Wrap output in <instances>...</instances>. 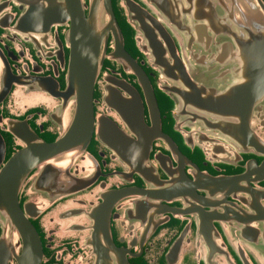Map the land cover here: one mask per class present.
<instances>
[{"label": "flooded vegetation", "instance_id": "af4514ba", "mask_svg": "<svg viewBox=\"0 0 264 264\" xmlns=\"http://www.w3.org/2000/svg\"><path fill=\"white\" fill-rule=\"evenodd\" d=\"M114 1L123 48L155 99L109 36L96 47L91 104L81 106L69 86L89 46L84 26L26 19L20 0H0V264H264V199L247 190L256 180L245 163L257 158L218 143L232 138L205 119L207 99L155 89L114 6L130 3ZM132 1L153 16L164 0ZM207 1L246 20L245 0L165 3L195 7L197 18L211 17Z\"/></svg>", "mask_w": 264, "mask_h": 264}, {"label": "water", "instance_id": "95a60500", "mask_svg": "<svg viewBox=\"0 0 264 264\" xmlns=\"http://www.w3.org/2000/svg\"><path fill=\"white\" fill-rule=\"evenodd\" d=\"M10 1L19 0H3L2 4ZM20 1L19 15L23 18L61 16L70 19L73 25L84 26L81 30L89 46L85 47L84 60L81 55L77 63L80 66L74 67L73 86H69L84 98L81 106L83 102L91 104L97 71L96 47L103 49L109 36L113 53L136 69L147 86L148 99H155L142 70L123 48L111 0ZM127 1L128 8L125 3L119 6L115 2L114 6L119 10L129 41L141 55L142 62L156 74L155 89L166 99H207L203 101L208 113L205 119L214 122L218 136L232 138L229 143L227 139H219L218 143L228 150L236 147L255 156L257 161L250 158L245 162L247 175L255 176L256 182L264 181V0H245L248 3L244 6L246 20L242 22L229 21L222 13L218 15L222 7L217 3L211 5L209 1L202 6H208L205 9L211 17L201 14L197 18H194L197 16L195 7L185 6L184 11L182 7L179 13L178 5L168 2L166 5L164 0L159 7H154L152 16L139 3ZM137 1L145 4L146 0ZM44 5L48 10L45 14L38 10ZM184 13L197 22L182 17ZM176 47L180 48L181 56L174 52ZM133 95L137 96L135 92ZM248 133H260L259 139L250 138ZM249 148L255 149L254 153ZM256 182L254 187L248 185L247 190L252 197L264 199V188L256 186ZM261 213L258 226L264 230V207Z\"/></svg>", "mask_w": 264, "mask_h": 264}]
</instances>
